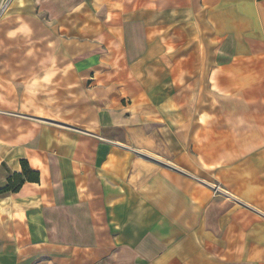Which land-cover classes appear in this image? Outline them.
<instances>
[{"label":"crops","instance_id":"crops-1","mask_svg":"<svg viewBox=\"0 0 264 264\" xmlns=\"http://www.w3.org/2000/svg\"><path fill=\"white\" fill-rule=\"evenodd\" d=\"M0 264H264V0H0Z\"/></svg>","mask_w":264,"mask_h":264},{"label":"trees","instance_id":"trees-1","mask_svg":"<svg viewBox=\"0 0 264 264\" xmlns=\"http://www.w3.org/2000/svg\"><path fill=\"white\" fill-rule=\"evenodd\" d=\"M20 163L21 173H14L8 176L6 185L0 189V193H16L25 182H38V173L31 171L25 160H22Z\"/></svg>","mask_w":264,"mask_h":264}]
</instances>
